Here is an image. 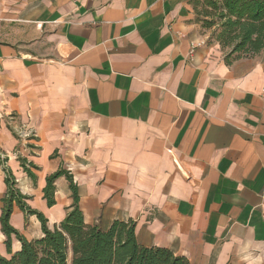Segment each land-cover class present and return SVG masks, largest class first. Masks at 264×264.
I'll return each instance as SVG.
<instances>
[{
    "label": "crops",
    "instance_id": "0c3cea01",
    "mask_svg": "<svg viewBox=\"0 0 264 264\" xmlns=\"http://www.w3.org/2000/svg\"><path fill=\"white\" fill-rule=\"evenodd\" d=\"M198 2L0 0V215L8 166L59 224L70 181L52 206L43 189L66 168L89 225L132 220L140 245L191 264H264V49L228 62ZM10 221L43 234L17 204ZM5 239L0 223L8 255Z\"/></svg>",
    "mask_w": 264,
    "mask_h": 264
},
{
    "label": "trees",
    "instance_id": "16d2710c",
    "mask_svg": "<svg viewBox=\"0 0 264 264\" xmlns=\"http://www.w3.org/2000/svg\"><path fill=\"white\" fill-rule=\"evenodd\" d=\"M204 4L215 11L206 26H213L218 19L215 39L227 48L226 59L231 56L255 54L264 49V0H199L197 8ZM207 13H211L207 10ZM21 165L34 176L26 158L20 157ZM7 191L3 197L0 215L1 230L8 255L0 253V264H191L181 255L165 247L142 246L138 243L135 222L116 220L108 229L89 225L80 207L79 189L71 173L59 168L46 178L43 189L48 206L56 203L55 181L66 176L73 192V203L65 218L53 227L48 225L45 214L32 208L16 186V178L8 166L4 167ZM26 215L35 214L41 222L42 236L28 239L10 221L14 205ZM13 237L21 248L13 251Z\"/></svg>",
    "mask_w": 264,
    "mask_h": 264
},
{
    "label": "rangeland",
    "instance_id": "374dc122",
    "mask_svg": "<svg viewBox=\"0 0 264 264\" xmlns=\"http://www.w3.org/2000/svg\"><path fill=\"white\" fill-rule=\"evenodd\" d=\"M209 10L211 13H207ZM215 11H212L211 9H208V7L204 4H200L197 11H196V20L200 27V32L202 35L206 37V40L208 43H216V30L218 27V19H215L217 22L213 26H206L208 20H212V16H214ZM220 44V43H219ZM221 46V45H220ZM222 47V46H221ZM223 49V48H222ZM225 53H227L228 49H223ZM227 57V56H224ZM231 57H238V56H231Z\"/></svg>",
    "mask_w": 264,
    "mask_h": 264
},
{
    "label": "built area",
    "instance_id": "2783aa9c",
    "mask_svg": "<svg viewBox=\"0 0 264 264\" xmlns=\"http://www.w3.org/2000/svg\"><path fill=\"white\" fill-rule=\"evenodd\" d=\"M263 95H264V90H263Z\"/></svg>",
    "mask_w": 264,
    "mask_h": 264
}]
</instances>
